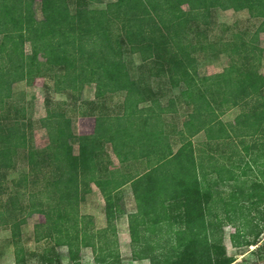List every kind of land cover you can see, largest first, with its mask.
Returning <instances> with one entry per match:
<instances>
[{
	"label": "trees",
	"instance_id": "obj_1",
	"mask_svg": "<svg viewBox=\"0 0 264 264\" xmlns=\"http://www.w3.org/2000/svg\"><path fill=\"white\" fill-rule=\"evenodd\" d=\"M35 2L0 0V84H30L48 75L54 91L67 99L57 101L41 118L49 143L36 147L32 122L27 125L31 131L22 124L24 107L5 98L0 87V189L20 155L31 169L51 167L44 188L28 193L30 208L46 215L36 226L37 241L66 245L72 260L79 259L82 247L92 245L104 264H122L115 223L122 208L114 199L131 183L139 202L129 227L135 259H149L151 264H232L235 260L226 255L217 234L223 221L209 214L215 185L229 181L218 167L217 152L232 157L236 143L246 154L264 150V0H186L188 9L176 0H42L48 15L41 19ZM229 9L248 10L260 24L231 31L229 38L210 39L207 32L216 25L217 11ZM202 51L229 57L223 77L199 73ZM134 54L141 60L134 68L136 76L130 72ZM87 83L98 84L106 97L124 93L125 98L114 111L105 109L106 98L100 107L85 109L83 115L96 116L95 131L80 136L75 153L66 107L68 99L74 108L85 105ZM235 107L241 108L239 117L224 121L222 116ZM180 108L188 118L171 130L169 118H177ZM201 132L205 138L196 145L193 138ZM108 144L119 160L116 169L111 167ZM91 183L107 201V226L96 233L80 212ZM12 198L11 207H0V226L18 227L15 214L21 205ZM95 236L98 242L92 240ZM15 246L17 264H28L17 239ZM54 262V256H43L42 264Z\"/></svg>",
	"mask_w": 264,
	"mask_h": 264
},
{
	"label": "rangeland",
	"instance_id": "obj_2",
	"mask_svg": "<svg viewBox=\"0 0 264 264\" xmlns=\"http://www.w3.org/2000/svg\"><path fill=\"white\" fill-rule=\"evenodd\" d=\"M42 0H36V16L41 19L48 15L42 9ZM183 8L188 9L186 0H176ZM106 3V2H105ZM103 3L102 5H104ZM216 25L211 26L207 36L212 40H218L221 37L229 38L231 31L246 29L253 25L255 28L260 21L253 18L248 10L235 11L219 10L215 15ZM223 25L230 27V30H224ZM250 29V28H249ZM203 39V37H200ZM260 44L264 48V32L260 33ZM27 52H30V43L25 44ZM199 65L198 71L201 75L224 76L225 67L230 64V59L226 54L215 56L211 52H198ZM130 72L133 76L138 75L136 65L141 61L139 55L134 54L129 58ZM264 74V60L261 67ZM3 96L13 100L19 107H24L25 118H22L24 128L30 121L32 122V142L36 147H45L49 143V136L46 128L41 125V118L47 115L49 107H56L57 101L67 99V95L57 93L53 89V81L50 76H38L32 83L25 80L12 83L10 81L0 84ZM106 98V99H105ZM125 98L124 93H117L106 97L102 88L96 83H87L83 89L82 99L85 105L81 108L72 107L74 102L68 99L70 105L66 107L69 115L72 117V128L70 133L73 151L79 153L80 136L91 134L95 131L96 116L85 114L90 112L92 107H100V101L105 105L106 110L114 111L116 105ZM166 99H162L165 104ZM83 103V102H82ZM148 101L145 102L146 105ZM80 106V102H77ZM71 107V108H70ZM1 111V107H0ZM241 113L240 107H235L227 111L222 119L226 122H234ZM180 118V119H179ZM188 118L186 110L180 108L177 118H169L168 128L173 130L178 121ZM180 127V126H179ZM28 131H31L27 127ZM205 134L201 132L193 138L194 143L202 142ZM260 142V139L258 140ZM248 143H253L249 139ZM242 146V145H241ZM106 150L111 155V167H119V160L112 151L110 144L106 145ZM234 155L227 156L226 152L219 150L217 152L223 177L228 178V182H219L215 185V197L209 216L223 221L221 230L217 234L221 235V242L226 248V255L236 261L245 260L248 263L258 261V264H264V150L259 152L257 149L245 153L242 149H233ZM248 155V156H247ZM247 156V157H246ZM256 157L255 159L253 158ZM15 168L8 173V179L4 182V189H0V207L3 204L10 206L11 197L16 200V204L21 205L16 211V223L18 229L13 224L0 226V264H17L15 240L23 246L22 255L28 264H42L43 256L46 254L54 256V264H104L105 259L102 254L96 252L92 245L84 246L80 250L79 259L72 260L69 249L66 245H58L51 239H42L37 241L38 223L46 221V215L39 208H30L28 193L34 189L40 191L44 188L46 178L49 176L50 166H41L31 169L28 162L20 155ZM226 165L222 166L225 163ZM137 165V164H136ZM213 176H218L214 173ZM39 179L38 183L33 184V179ZM27 179L26 186L20 181ZM145 181V180H144ZM261 183V184H259ZM91 189L84 194V199L80 202V212L87 215L88 225L95 233L107 226L106 206L107 201L100 188L91 183ZM27 193L25 196L24 193ZM42 193V192H41ZM43 194V193H42ZM224 199V200H223ZM117 203L120 204L122 212L117 214L115 223L118 233V248L122 264H151L149 259H135L133 256L132 239L130 235V215L137 213L139 202L136 199L133 185L128 183L122 187V193L116 197ZM144 206V205H143ZM142 206V207H143ZM31 210V211H30ZM25 219V221H23ZM42 229V227H39ZM169 230L173 227L169 226ZM17 230V232H16ZM16 232V234H15ZM260 233L258 236L257 233ZM16 236V238H14ZM98 236L92 237V240L98 242ZM249 241H258V245H250ZM46 247L52 248L46 251Z\"/></svg>",
	"mask_w": 264,
	"mask_h": 264
},
{
	"label": "crops",
	"instance_id": "obj_3",
	"mask_svg": "<svg viewBox=\"0 0 264 264\" xmlns=\"http://www.w3.org/2000/svg\"><path fill=\"white\" fill-rule=\"evenodd\" d=\"M236 144H238V143H236ZM236 144L234 145V148H235V149H237V150H238V149H239V150L242 149V147L240 146L241 144H240L239 146H237Z\"/></svg>",
	"mask_w": 264,
	"mask_h": 264
}]
</instances>
